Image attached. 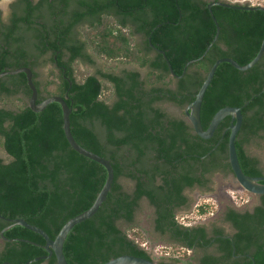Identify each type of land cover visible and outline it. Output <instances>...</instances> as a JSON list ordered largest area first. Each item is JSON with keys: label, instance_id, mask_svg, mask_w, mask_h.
Here are the masks:
<instances>
[{"label": "trees", "instance_id": "16d2710c", "mask_svg": "<svg viewBox=\"0 0 264 264\" xmlns=\"http://www.w3.org/2000/svg\"><path fill=\"white\" fill-rule=\"evenodd\" d=\"M214 1L19 0V11L0 22V72L29 67L37 102L53 95L63 97L71 108L70 130L76 142L107 159L113 169L106 199L65 238L63 253L68 264H102L121 254L151 258L141 247L147 236L134 224L142 198L154 207L155 230H168L180 239L161 248L174 258L160 264H189L187 252L193 246L213 244L218 255L204 254L198 264H264V194L252 212L227 209L223 218L235 230L229 237L221 227L215 228V237L210 239L205 238L204 227L191 233L185 228L189 224L174 213L187 204L184 188L196 184L206 188L209 175L218 170L231 173L230 117L203 139L185 118L168 114L161 103L183 108L194 99L216 59L230 57L246 64L264 37V11L214 4L211 11L219 25L218 37L182 74L185 64L201 56L214 36L215 25L207 9ZM257 2L264 6V0ZM135 35L142 37V46L135 44ZM86 48L105 65L137 63L148 73L142 80L137 70L96 68L94 73H85L75 59L94 65ZM166 59L178 77L171 74ZM49 63L58 72L55 79L42 83L37 69ZM29 96L24 73L0 77V148L7 156L6 160L0 157V215L23 218L54 238L69 218L92 204L106 170L70 147L58 102L34 112L27 105ZM10 100L16 104L7 105ZM224 106L241 109L235 149L243 173L263 175L258 158L246 146L264 137V53L245 71L228 62L218 64L200 107L203 128ZM120 179L128 180L131 188L125 189ZM208 204L196 205L200 216L208 213ZM9 224L0 219V231ZM2 234L6 240L0 264H22L47 254L44 239L22 225L12 224ZM195 239L199 241L194 243ZM30 264L56 261L51 255Z\"/></svg>", "mask_w": 264, "mask_h": 264}, {"label": "water", "instance_id": "95a60500", "mask_svg": "<svg viewBox=\"0 0 264 264\" xmlns=\"http://www.w3.org/2000/svg\"><path fill=\"white\" fill-rule=\"evenodd\" d=\"M217 4L221 5L224 7L228 8H243V9H248V10H262L264 11V6L263 5H252V4H246L242 5L240 2L237 3H232V2H227V1H222V0H217L214 2H210L207 5V9L209 11V14L212 18V21L215 25V33L212 38V40L209 42V44L206 46L205 50L201 54V56L189 60L182 71V74L185 72L186 67L192 63L197 62L200 60L208 51V49L212 46V44L215 42V40L218 37L219 34V25L214 18L212 11H211V6ZM150 45L154 48V46L151 44L149 41ZM159 52L164 55L163 51ZM264 53V37L261 40L259 49L255 56L246 64H239L236 62L234 59L230 57H221L216 59L213 64L210 66L209 70L205 74L203 81L198 89V91L194 94V99L187 104L184 109L183 113L185 116L186 121L192 128L193 132L198 135L199 137L203 139H208L210 138L217 126L219 125L220 121L224 119L225 117H230L229 120V125H228V139H227V152H228V162L230 165L231 169V175L234 177L235 181L248 193H251L253 195H263L264 194V175L260 176H250L246 175L243 173L238 157L236 154V149H235V139H236V134L238 130L241 127L242 124V114H241V109L238 106H224L218 109L211 117L208 125L206 128H203L200 120V107L202 103V99L204 96V93L208 87V85L211 82V79L214 75V72L216 70V67L218 66L219 63L221 62H228L230 63L234 68L245 71L252 67L262 56ZM165 57V56H164ZM166 64L173 76L178 77L173 71L170 66L169 61L166 59ZM18 73H24L26 77V82L27 85L30 89V96L27 100V105L28 107L34 111V112H39L42 111L49 103L51 102H58L61 106L62 109V129L63 133L65 136L66 141L70 145V147L78 152L79 154L101 164L105 170H106V178L105 181L100 188L99 192L97 193L94 201L92 204L84 211L80 212L79 214L69 218L58 230L57 234L55 235L54 238H50L48 234L42 230L41 228L34 226L32 224H29L26 222L23 218H8L5 216L0 215V219L5 220L9 222L10 224L6 227L3 228V230L0 231V237L3 240H6V238L3 236V231L7 229L9 226L12 224H19L27 229L34 231L38 233L45 241L43 247L47 251L46 255L42 256H37L35 258H32L30 260H27L26 262L22 264H30L34 261L38 260H44L49 258L51 255H54L56 264H68L64 253H63V243L65 241V238L67 234L70 232V230L79 222H82L86 219H89L91 216H93L98 208L101 206L102 202L106 199L107 194L111 188V184L113 182V169L111 166V163L105 159L104 157L87 150L86 148L82 147L76 140L74 139L71 130H70V121H69V114L71 112V108L67 105L63 97L53 95V96H48L44 98L41 101L37 102V89L33 83L32 80V70L27 67V66H22L16 69L12 70H5L0 72V77H3L5 75H14ZM263 252H264V237H263ZM1 264H12L10 262H2ZM102 264H160L159 261L152 259V258H144L140 256H135L131 254H121L115 257H112L105 261Z\"/></svg>", "mask_w": 264, "mask_h": 264}, {"label": "rangeland", "instance_id": "374dc122", "mask_svg": "<svg viewBox=\"0 0 264 264\" xmlns=\"http://www.w3.org/2000/svg\"><path fill=\"white\" fill-rule=\"evenodd\" d=\"M227 2H240L241 4H257L258 0H224ZM9 0H0V7L5 14L6 5ZM262 3V2H260ZM136 41V39H135ZM100 60V59H98ZM101 61V68L109 69V70H116L119 67H128V68H137L144 72V68L140 67L137 63H127L123 64L118 61L112 62L110 64H104ZM99 61V63H100ZM80 69L85 73H92L93 68L88 65L80 64ZM50 71H53L54 74H51ZM38 72V80L42 83H45L47 80L55 79L56 70L53 66L45 65L39 67L37 69ZM26 101V100H25ZM16 104L15 100L7 101V105ZM170 113L176 114L178 116L183 115L182 110L173 108L170 105L164 106ZM246 150L248 153L254 154L258 156L262 163L264 164V137L261 140L254 141L246 146ZM0 157L3 159H7L6 154L0 148ZM120 183L125 189L131 188V183L126 179H120ZM189 196V205L185 210L179 211L177 213L178 218L189 225L194 224H204L209 225L210 223H216L218 225H223L221 222V215L225 208L232 207L238 210H243L250 207L251 203L255 200V195L246 192L234 179L231 174H214L211 178L209 190H199L193 189L187 191ZM200 202H207L209 203L208 213L205 215L200 216L196 211V205ZM183 218V219H182ZM122 229L126 228V225L123 222L118 223ZM134 224L138 225L146 234L147 236V244L145 246L146 250L152 253L153 249L156 247H170L173 244L172 241H169L165 237H159L153 230V211L151 207L142 200L140 202V207L135 213ZM225 229H228L225 226ZM0 237V242H1ZM188 258L189 264H196L197 253L193 251H188ZM154 256V255H153ZM177 264H185L184 262L180 261Z\"/></svg>", "mask_w": 264, "mask_h": 264}, {"label": "flooded vegetation", "instance_id": "af4514ba", "mask_svg": "<svg viewBox=\"0 0 264 264\" xmlns=\"http://www.w3.org/2000/svg\"><path fill=\"white\" fill-rule=\"evenodd\" d=\"M19 0H9V2L7 3V5H6V11H5V14H3V11H2V9H1V7H0V22H7L8 20H9V18H10V16L14 13V12H18L19 11V6L17 5V2H18ZM33 2H36L37 0H32ZM242 5H246V3H243ZM78 29V28H77ZM77 32H78V30H77ZM79 33V32H78ZM79 39H83V37L81 36V35H78L77 36ZM134 38L136 39V41H135V44L137 45V46H142L143 45V40H142V37L140 36V35H135L134 36ZM86 53L87 54H89V55H91V57L94 59V65H90L88 62H84L82 59H80V58H76L75 59V61H77V62H79L80 64H84V65H88V66H91L92 68H93V72L92 73H94L95 72V69L96 68H101L100 66V64H101V61L100 60H98L99 58H97L96 56H94V55H92L91 53H90V49L89 48H86ZM153 54L151 53L150 54V56H152ZM99 61H100V63H99ZM48 65H50V66H54L55 67V64H48ZM144 68V72H142L141 70H139V69H137V68H128V67H124V66H122V67H119L118 69H116V70H114L115 72H119L120 71V69H126V70H137L138 72H139V78H140V80H142V79H144V77L147 75V73H148V69L146 68V67H143ZM55 70H56V72H58V70L55 68ZM176 79V78H175ZM174 81L175 80H173L172 81V85L170 84V86H174ZM161 105H162V107L165 109V111L168 113V114H171V115H175V116H178V115H176V114H172V113H170L169 112V110H167L164 106L165 105H170V106H172L173 108H177V109H180V110H182V112H183V109H184V107L183 108H180V107H178V106H176V105H174V104H172V103H170V102H162L161 103ZM179 117H183V118H185V116H184V113H183V115H181V116H179ZM262 135L264 136V133H262ZM257 141V140H256ZM254 143V142H253ZM251 156H256V155H254V154H251V153H249ZM257 158H258V160H259V165H260V167L263 169L262 170V174L264 175V164L262 163V161H261V159L258 157V156H256ZM223 174V175H226V174H224V173H222V172H220L219 170L218 171H215V172H213L211 175H209V179H210V182H211V178H212V176L214 175V174ZM228 174H231V173H228ZM210 182H209V184L206 186V188L205 187H201V186H198L197 184L196 185H194L193 187H191V188H184V190L182 191V194L184 195V196H186L187 197V204H184V205H181V206H179L178 208H176L175 210H174V213L175 214H177L179 211H182V210H185L187 207H188V205H189V196H188V194H187V191H189V190H193V189H199V190H209V187H210ZM142 200H144L149 206H150V204L147 202V200H146V198H142L141 200H140V202L142 201ZM259 204H261V195H255V200L251 203V205H250V207H248V208H246V209H243V210H238V209H235V208H233V209H235V210H237V211H239V212H245V211H248V212H252L253 211V209H254V207L255 206H258ZM139 207H140V203H139ZM151 207V209H152V211H153V219H154V207L153 206H150ZM229 208H232V207H227V208H225L224 209V211H223V213H222V215H221V222L223 223V225H218V224H216V223H210L209 225H204V224H194V225H189V226H187V227H185L187 230H189V231H191V233H192V231H193V229H195V228H198V227H204V232H205V238H212V237H215V233H214V230H215V228H223V230H224V233H225V236H231V234L235 231L234 230V228H233V226H232V224L229 222V221H227V220H224V214H225V212L227 211V209H229ZM225 226H227L228 227V229H225ZM153 230H154V233H156L159 237H165V238H167L169 241H173V242H175V241H178V240H180L179 239V237H174L172 234H171V232L170 231H165V232H157L156 230H155V228H154V223H153ZM195 241H199L198 239H195L193 242L195 243ZM3 246H4V244H3V239L1 240V242H0V250L3 248ZM191 251H193V252H196L197 253V259H196V264H198V258H200L201 256H203L204 254H212V255H218V253H216V249H215V244H213V245H209V246H205V247H194L193 246V248H192V250ZM177 264V263H176Z\"/></svg>", "mask_w": 264, "mask_h": 264}, {"label": "built area", "instance_id": "2783aa9c", "mask_svg": "<svg viewBox=\"0 0 264 264\" xmlns=\"http://www.w3.org/2000/svg\"><path fill=\"white\" fill-rule=\"evenodd\" d=\"M146 244H142V246H141L144 250H146V248H145ZM161 248L162 247H156L155 249H153L152 253H150V251H148V250H146V251L152 259H155L157 261H161V260L169 261V259L174 258L169 254V252L162 251ZM176 258H178V257H176Z\"/></svg>", "mask_w": 264, "mask_h": 264}]
</instances>
